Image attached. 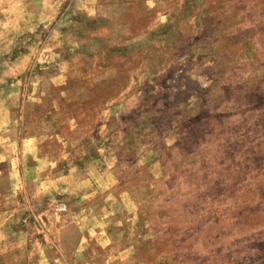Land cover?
I'll return each instance as SVG.
<instances>
[{
    "label": "rangeland",
    "instance_id": "rangeland-1",
    "mask_svg": "<svg viewBox=\"0 0 264 264\" xmlns=\"http://www.w3.org/2000/svg\"><path fill=\"white\" fill-rule=\"evenodd\" d=\"M82 1L0 0V264H264V0Z\"/></svg>",
    "mask_w": 264,
    "mask_h": 264
},
{
    "label": "crops",
    "instance_id": "crops-1",
    "mask_svg": "<svg viewBox=\"0 0 264 264\" xmlns=\"http://www.w3.org/2000/svg\"><path fill=\"white\" fill-rule=\"evenodd\" d=\"M134 1V0H132ZM89 0H83L82 3L77 2V6L79 7L78 11L81 12L82 14L85 15H89L94 19L99 20V26H96L94 29V36L96 35H101L102 34V29L103 27L106 25L108 26L109 24H111V20H109L112 15L111 14H107L109 11H111L112 9H119L118 14H117V18H123L124 20L122 21V23L124 24L123 29L127 28L129 29V22L130 20H133L134 23H131L130 26L135 29L137 28L139 25H142L141 22H138L139 19H142L141 17L138 16V5H131L130 2L131 1H119V2H103V0H91V6H89ZM135 2V1H134ZM133 4V3H132ZM140 6V5H139ZM147 28V26H146ZM124 31V30H123ZM131 31V30H130ZM134 32V31H131ZM125 33V31H124ZM138 33V32H137ZM132 33L129 34H125V35H130ZM136 34V33H133ZM140 35H146L148 36V29L142 33H140ZM101 39V38H99ZM93 40H97V38H94ZM129 43L124 41L122 42V44H120L121 46H115V45H110L107 44L106 46V50H115L117 48L120 47H128Z\"/></svg>",
    "mask_w": 264,
    "mask_h": 264
}]
</instances>
